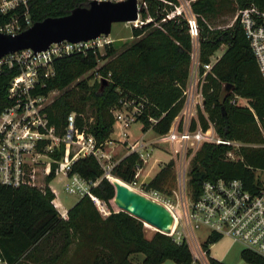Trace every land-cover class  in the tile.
Masks as SVG:
<instances>
[{
    "label": "trees",
    "instance_id": "1",
    "mask_svg": "<svg viewBox=\"0 0 264 264\" xmlns=\"http://www.w3.org/2000/svg\"><path fill=\"white\" fill-rule=\"evenodd\" d=\"M197 18L200 34V61L209 64L223 47L224 54L217 59L204 85L205 112L215 123L218 135L225 140L246 144L264 143V78L239 21L227 28L214 27L215 21L229 13L257 6L264 11V0H186ZM147 9L142 18L153 21L133 30L138 40L119 52L112 45L105 55L89 52L57 59L54 77L36 92L59 96L45 112L58 133L67 126V117L77 114V126L92 135L98 145L105 143L113 133L114 117L111 109L122 97L146 100V114L142 118L144 132L149 118L158 119L154 131L158 135L169 132L173 120L180 113L187 86L193 41L185 16H167L179 7V0H146ZM91 0H30L29 15L33 23L47 18L70 15L78 8H87ZM164 19H166L164 21ZM157 23L159 27H155ZM110 59L99 67V60ZM104 77L100 84L90 85L83 77L97 69ZM16 70L6 69L0 74V113L7 102L10 82ZM109 80V81H108ZM76 84L73 88L72 86ZM230 86V90H228ZM235 96L245 99L249 107L234 105ZM91 110L92 116L88 112ZM257 115L262 130L258 126ZM199 119L204 129L208 123L202 113ZM229 147L205 144L191 162L189 188L195 200L206 181L240 180L252 193L263 186L264 148H241L237 161L227 160ZM64 146L52 157L61 160ZM142 164L137 154L124 157L111 171V176L128 185L135 182L137 167ZM53 165L48 183L56 178ZM174 161L170 162L148 183V190L171 192L175 186ZM73 174L88 182H98L91 192L105 202L109 209L115 198V188L104 176V170L92 157L75 162ZM56 199L49 186L14 189L0 184V259L8 264H139L133 257L143 254L140 264H193V255L187 243L178 244L172 237L160 232L148 239L144 223L125 213L115 212L103 218L89 196L82 197L69 211L68 220L62 218L54 205ZM223 239L211 234L204 242L210 264H225L210 258V248ZM58 253L47 254L46 247ZM73 250L72 256L70 252ZM80 251L85 255L79 257ZM246 264H264V258L248 250L241 253Z\"/></svg>",
    "mask_w": 264,
    "mask_h": 264
},
{
    "label": "built area",
    "instance_id": "2",
    "mask_svg": "<svg viewBox=\"0 0 264 264\" xmlns=\"http://www.w3.org/2000/svg\"><path fill=\"white\" fill-rule=\"evenodd\" d=\"M30 0H0V34L18 35L33 26L29 15ZM128 0H91L97 3H122ZM137 6L146 11V0H137ZM143 12V13H144ZM139 13L138 20L126 23L137 29L153 21L143 19ZM178 10L167 16L168 19L182 15ZM166 19H164L165 21ZM189 32L193 41L191 54L192 63L190 76L183 91V107L173 120L169 132L159 135L156 143L168 145L174 154V168L178 180V190L182 215L174 214L172 231L167 236L172 237L178 244L187 243L193 260L209 263L208 252L204 242L200 241L197 233L206 230L208 237L218 234L222 238H230L241 244L244 250L251 251L264 258V172H261L263 186L258 193L247 190L240 180L206 181L202 185L200 195L193 200L189 188V173L191 162L205 144L224 145L229 147L226 159L237 161L241 157V148H264L262 144H246L235 140L221 138L215 123L205 112L204 85L207 75L211 72L216 60L202 65L200 61L199 26L196 16L192 13L187 17ZM244 33L250 42L252 51L264 78V11L257 6L240 9L236 15ZM198 42V48L195 43ZM113 40L110 36H100L87 42L72 43L63 41L52 44L47 50L35 52L32 49L10 53L0 58V74L6 69L16 70L10 82L7 102L0 113V184L18 189L21 187L43 188L38 183L39 175L47 178L53 164L57 165L56 175L62 174L67 180L65 191L70 194L89 196L101 210L103 217L111 214L110 210L92 192L91 187L98 185L73 174V166L81 158L94 157L102 169L104 176H111V171L119 163L112 161L109 148L115 145L113 140H107L98 145L96 139L77 126V117L70 114L63 133H58L47 113L48 96L37 94L38 89L45 87L46 80L54 77L53 64L57 59L74 54L87 55L89 52L104 55ZM234 105L249 107L248 102L235 96ZM146 100L142 98L122 97L112 109L115 124L123 130L124 138L128 139V129L136 123H142L146 114ZM255 119L262 130L255 112ZM202 113L208 123L207 129L202 127L199 114ZM150 127L158 124V119L149 118ZM143 124V123H142ZM144 129V124H143ZM142 129V130H143ZM263 131V130H262ZM148 132V131H147ZM151 143L145 136L130 145V154H137L142 161L136 169L135 182L141 176L148 164ZM64 146L61 160L53 159L52 155ZM55 197L57 191L52 189ZM158 196L157 193H153ZM149 197V196H148ZM62 218L68 220V213H62ZM0 264H8L0 259Z\"/></svg>",
    "mask_w": 264,
    "mask_h": 264
},
{
    "label": "rangeland",
    "instance_id": "3",
    "mask_svg": "<svg viewBox=\"0 0 264 264\" xmlns=\"http://www.w3.org/2000/svg\"><path fill=\"white\" fill-rule=\"evenodd\" d=\"M180 4L179 7L175 8V11L180 10L182 11L183 15L187 19L193 12L190 7V2L186 0H179ZM239 11V10H238ZM229 13L225 16L220 17L218 20L215 21L214 27L218 28H227L232 26L235 23L236 15L238 13ZM160 23H157L155 27H159ZM135 28L127 25L126 23H116L112 26V31L110 38L113 40V43L111 44L117 51L122 52L128 48H130L136 40L139 38H135L133 36V30ZM195 48H198V42L195 43ZM223 53V48L220 49L213 57L212 60H216L218 56H220ZM105 55V54H104ZM110 59L107 60H99V67H102L105 65ZM83 79H87L90 85L94 84L95 82L102 83L104 80V77L98 72V68L94 69L90 72H88ZM109 81V80H108ZM76 84H74L72 87L74 88ZM59 96V92L55 91L49 94L48 99L46 101L47 104L51 105L54 100ZM88 109V108H87ZM113 109V108H112ZM111 109V113H112ZM89 110V109H88ZM76 115V113H71ZM89 116H92L91 110L88 112ZM113 115V114H112ZM143 124L136 123L132 127L128 129V139L124 138L123 136V130L118 124L114 123L113 127V138H110L108 140H113L115 145L112 149L109 148L108 152L112 156V161L114 162H120L124 156L126 157L128 155V152L130 151V145L134 143L137 139L141 138L142 136H145V140L149 141L152 145L148 153H150V156L148 157V164L144 167V170L141 174V176L136 179L137 184L130 185L131 188L136 190L139 193L145 194L149 196L151 199H157L166 206H169L171 211L174 214L182 215V206H180V199H179V190H178V180L176 176V169L174 168L173 172L176 177V183L175 186L171 189V192L166 193H157L154 191L148 190V183L162 170L164 169L170 162L174 161V154L172 153L171 149L168 145H162L156 143V139L158 138V134L154 131L153 127L148 128L149 134L144 132ZM119 140V141H117ZM54 159V158H53ZM55 165V164H53ZM263 178V177H262ZM114 181V180H113ZM67 180L64 178L62 174L58 175V178L52 183V185L58 190L59 196L57 199V203L61 204V211L65 209L70 210L82 197L80 194H70L65 191V184ZM38 183L42 187L49 186V183L47 181V178H42V176L39 175ZM51 189V188H50ZM153 193H157L158 196H155ZM102 201V200H101ZM113 201L110 202V209L115 212H120V210L113 208ZM103 202V201H102ZM103 204L109 209L108 205L103 202ZM96 205V204H95ZM101 214V210L98 206H96ZM57 209V208H56ZM109 209V210H110ZM110 210V212H111ZM102 215V214H101ZM103 217V215H102ZM103 217V218H107ZM146 236L148 239H152L156 233H158V230L151 227L150 225H147L144 223ZM197 237L200 241L204 242L208 238V232L206 230H202L197 233ZM244 250V247L234 242L230 238H223L219 242H217L215 245H212L210 248V258L218 260L220 262H223L225 264H246L241 257V253ZM45 252L47 254L51 253H58L59 250L53 251L51 245L46 247ZM73 250L70 252V256L73 254ZM85 251H80L79 257H82L85 255ZM145 259V256L143 254L135 255L133 257V260L135 263H142ZM167 264H175L172 261H168ZM193 264H203L202 262L195 261Z\"/></svg>",
    "mask_w": 264,
    "mask_h": 264
},
{
    "label": "water",
    "instance_id": "4",
    "mask_svg": "<svg viewBox=\"0 0 264 264\" xmlns=\"http://www.w3.org/2000/svg\"><path fill=\"white\" fill-rule=\"evenodd\" d=\"M144 10L143 7L138 8L137 0L122 3L91 2L89 7L78 8L68 16L47 18L34 23L18 35L0 34V58L26 49L45 51L52 44L63 41L78 43L94 40L102 35L110 36L114 24L136 21L139 13ZM227 88L230 90L231 87ZM107 178L115 188L114 201L118 210L139 219L162 234L171 233L174 217L166 206L137 192L120 179L112 176Z\"/></svg>",
    "mask_w": 264,
    "mask_h": 264
},
{
    "label": "crops",
    "instance_id": "5",
    "mask_svg": "<svg viewBox=\"0 0 264 264\" xmlns=\"http://www.w3.org/2000/svg\"><path fill=\"white\" fill-rule=\"evenodd\" d=\"M222 49V48H221ZM226 51V48L225 47H223V53L220 55V56H218L216 59H218V58H220L223 54H224V52ZM114 133V132H113ZM113 133H112V135H113ZM145 133H147V134H149L150 133V131L149 132H145ZM112 135H111V138H113L112 137ZM114 139V138H113ZM114 140H116V139H114ZM117 141H119V140H117ZM125 157V156H124ZM123 159V158H122ZM58 178V176H56V178L53 180V181H51L50 183H49V187L50 188H52V189H55L56 191H57V196H56V199L54 200V205H55V207L57 208V210L59 211V213L60 214H62V213H68V211L69 210H67V209H65L64 208V210L63 211H61L60 209H61V204H58L57 203V199H58V196H59V192H58V190L52 185V183L56 180ZM114 181H115V179H113ZM152 181V180H151ZM142 194V193H141ZM145 195V194H144ZM145 196H147V195H145ZM148 197V196H147ZM148 198H150V197H148ZM151 199V198H150ZM153 200V199H152ZM155 201V200H154ZM113 203H114V205H115V201H113ZM116 206V205H115ZM116 208H117V206H116ZM118 209V208H117ZM168 262V261H167ZM167 262H165L164 264H167Z\"/></svg>",
    "mask_w": 264,
    "mask_h": 264
},
{
    "label": "bare ground",
    "instance_id": "6",
    "mask_svg": "<svg viewBox=\"0 0 264 264\" xmlns=\"http://www.w3.org/2000/svg\"><path fill=\"white\" fill-rule=\"evenodd\" d=\"M113 179H114V178H111L112 181H113ZM113 205H114V203H113ZM114 207H115V209H117L115 205H114Z\"/></svg>",
    "mask_w": 264,
    "mask_h": 264
}]
</instances>
